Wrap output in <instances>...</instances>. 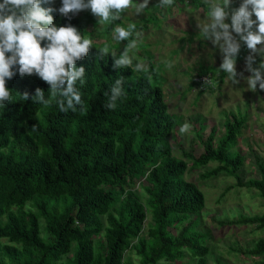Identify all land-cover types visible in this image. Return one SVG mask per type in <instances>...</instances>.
Returning a JSON list of instances; mask_svg holds the SVG:
<instances>
[{
	"label": "trees",
	"instance_id": "1",
	"mask_svg": "<svg viewBox=\"0 0 264 264\" xmlns=\"http://www.w3.org/2000/svg\"><path fill=\"white\" fill-rule=\"evenodd\" d=\"M42 6L55 9L58 27L74 26L92 41L88 56L77 61V67L86 70L84 85H76L85 112L79 106L61 111L59 97H50V86L35 74L22 77L17 71L7 80L12 99L0 105V264H133L127 254L136 257V264H171L186 256L192 264H209L211 232L200 230L202 217L200 224L198 216L192 217L205 207L204 191L185 173L215 162L199 176L233 177L235 184L221 196L237 186L254 188L264 199V159L256 156L258 177L244 180L239 173L245 156L236 146L247 117L224 112V134L217 145L216 127L204 138V125L199 124L202 152L195 156L189 149L181 157L174 155L171 137L181 117L168 110L162 67L146 53L147 72L114 68L111 55L98 57L103 31H93L98 24L91 11L82 24L71 13L62 16L56 2ZM150 19L130 22L148 29ZM88 24L92 37H86ZM125 24L121 19L102 28L111 35ZM107 50L113 53L111 47ZM241 51H247L243 42ZM194 71L214 75L217 69L202 65ZM121 77L124 94L117 107L104 108L106 94ZM37 88L44 91L48 105L31 100ZM217 223L263 230L264 212ZM240 252L264 264V238ZM220 261L219 256L214 260Z\"/></svg>",
	"mask_w": 264,
	"mask_h": 264
},
{
	"label": "rangeland",
	"instance_id": "2",
	"mask_svg": "<svg viewBox=\"0 0 264 264\" xmlns=\"http://www.w3.org/2000/svg\"><path fill=\"white\" fill-rule=\"evenodd\" d=\"M56 1L62 4V0ZM136 2H142V0H136ZM241 3L242 0H231L229 12L238 9ZM155 5L157 4L149 2V9L139 15L129 9L122 14L121 19L124 23H128L129 20H142L147 14L151 18L148 21L150 24L148 29L136 27V32L141 35L137 38L134 33L133 38H137V47L130 52V55L133 57L134 64L140 62L146 66L143 53H148L151 49L154 54V64L162 67V86L168 110L179 118L181 117L171 137L174 155L181 157L182 153L186 154L189 149L193 150L195 156L202 152L203 148L196 134L199 124L204 125L205 130L201 133L204 138L211 127H216L214 143L217 145L224 134V112L240 113L247 118L236 146V149L245 156L239 173L244 180L258 177L255 166L256 156L259 155L264 159V90H260L259 85L255 92L248 89L245 78L250 73L245 69L249 50L247 49L245 55L240 50V56L238 54L236 58V79L239 83L233 85L225 73L221 81L219 75L223 72L218 69L223 57L219 48L214 46L210 40L198 37L197 24L207 22L206 12L200 13L196 10L194 3H182L181 7L175 8L178 10L176 17L172 16L168 21L165 19V14L172 15L173 7L162 9L154 7ZM88 15H90V10H83L81 15L77 16L83 24V17ZM101 27L98 25L99 31L101 29L103 31L99 34V46L111 47L112 52H122L125 42L116 41L112 35L105 34ZM86 30L88 32L86 37L90 35L92 37L91 30L87 27ZM256 58L258 59L253 67H257L261 60L259 55ZM202 65L214 66L217 72L214 74L212 89L199 93L197 86L191 85L190 75L191 70L200 68ZM241 73L243 75H240ZM197 118H199V123L196 121ZM185 123L190 124L191 129L181 134L179 129ZM175 135L178 141H175ZM187 161L191 163V160L187 159ZM214 165L216 163L211 162L206 167L189 168L185 173V178L196 182L204 191L205 207L192 217L198 216L199 224L202 217L200 230L209 229L211 232V238L208 240L210 245L208 263L216 264L214 260L219 256L220 264H259L258 257L244 255L240 250H246L253 246L254 241L264 238V229H259L255 225L226 224L222 226L217 223V220H234L241 214L263 213L264 199L254 188L237 186L230 188L221 196L226 187L235 184V179L221 173L210 179L202 180L199 174L206 169H211ZM135 187L140 190L139 183H136ZM125 257L136 264V257L133 254H127ZM189 259L190 257L186 256L171 264H192Z\"/></svg>",
	"mask_w": 264,
	"mask_h": 264
},
{
	"label": "clouds",
	"instance_id": "3",
	"mask_svg": "<svg viewBox=\"0 0 264 264\" xmlns=\"http://www.w3.org/2000/svg\"><path fill=\"white\" fill-rule=\"evenodd\" d=\"M54 2L60 6L59 13L65 17L70 13L78 17L77 15H81L83 10H90L97 18V24L101 26L111 25L121 20L122 14L129 9L134 10L136 15L145 13L149 9V2L156 3L154 7L162 9L173 7L172 15L165 14V19L168 21L171 20L170 17H176L178 13L176 9L181 7L182 3H194L191 0H177L176 2L175 0H142V2H136V0H62L60 4L56 0H2L0 2V105L11 101V91L6 83L18 71L22 77L35 74L47 83L50 86L48 90L50 97H59L58 106L61 111H75L79 106L81 112H85L81 93L76 85L77 82L81 86L84 85L86 70L83 66L77 67V61L88 56L92 41L85 38L74 26L58 27L54 23L52 12L55 9L42 6L43 4L51 5ZM200 3L203 5L194 3L195 8L204 14L203 10L206 7L207 22H198V37L210 40L214 46L219 48L223 59L218 70L227 74L233 85L239 83L236 79V58L241 50V42H243L249 50L245 69L250 73L245 78L248 89L255 92L259 85V89L264 90V0H242L239 8L231 13L228 10L231 0H200ZM79 12L81 13L77 14ZM230 20L231 23H229ZM130 21L133 20H129L125 27L117 25L113 29L114 34H111L116 41L128 42L121 54L119 56L114 52L109 54L107 48H100L98 57L111 55L114 60L113 67L117 69L130 68L136 73L147 72L148 55L143 53L146 66L140 62L134 64L133 57L130 55V52L137 47V38L141 35L136 32V24ZM87 27L92 28L91 24ZM97 30H99L98 26L93 29L94 32ZM134 33L137 38H133ZM148 53L154 62L153 51L149 49ZM257 55L261 57V60L257 67H253ZM196 69L198 68L193 70L190 68L193 74L190 78L191 85L197 86L193 80L195 77L207 75L210 82L204 88L197 87L198 92L212 89L214 75L210 72L200 74L194 71ZM124 83L123 77L116 79L109 93L106 94L107 102L103 105L104 108L113 110L117 107V102L124 94ZM22 96L24 100L29 99L28 93ZM31 100L44 105L49 104L44 91L39 88L36 89ZM190 129L191 125L185 123L179 131L184 134Z\"/></svg>",
	"mask_w": 264,
	"mask_h": 264
},
{
	"label": "built area",
	"instance_id": "4",
	"mask_svg": "<svg viewBox=\"0 0 264 264\" xmlns=\"http://www.w3.org/2000/svg\"><path fill=\"white\" fill-rule=\"evenodd\" d=\"M193 80L195 81V83L199 89L204 88L205 85L210 82V78L207 75L197 76Z\"/></svg>",
	"mask_w": 264,
	"mask_h": 264
}]
</instances>
